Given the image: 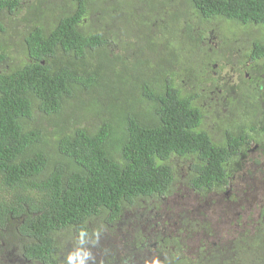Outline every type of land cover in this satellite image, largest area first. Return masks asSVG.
Segmentation results:
<instances>
[{
    "label": "trees",
    "instance_id": "1",
    "mask_svg": "<svg viewBox=\"0 0 264 264\" xmlns=\"http://www.w3.org/2000/svg\"><path fill=\"white\" fill-rule=\"evenodd\" d=\"M0 37V264H264V198L229 246L191 222L216 246L198 258L143 229L179 193L196 212L256 193L264 0H0ZM202 98L226 109L221 141Z\"/></svg>",
    "mask_w": 264,
    "mask_h": 264
},
{
    "label": "rangeland",
    "instance_id": "2",
    "mask_svg": "<svg viewBox=\"0 0 264 264\" xmlns=\"http://www.w3.org/2000/svg\"><path fill=\"white\" fill-rule=\"evenodd\" d=\"M12 20H13L12 18H6L4 21L6 24V27H8L9 30H14L12 28V24H14L12 22ZM0 42L1 43L3 42L2 37H0ZM18 55H20V58H21V54H16L17 61H19ZM226 72L227 71L225 70V73ZM128 77L129 76L127 75L126 78H128ZM207 86H210V83H208ZM205 88H206V86H205ZM223 96H224L223 98H225V101L226 100L232 101L234 95L229 96V95L225 94ZM209 98H212V97H209ZM199 103H200L202 109L206 113V117H205L204 124H203L202 128L204 130L209 131V133L213 136V138L215 140L221 141L222 137H223L222 131H223V128L225 127V123H223L222 119H223L224 114H225L224 110H226V109L224 107H221V106L215 107L216 105H214L215 104L214 101L212 102L213 105H211V100L209 101L208 99H204V98L200 99ZM231 122H232V120H230V123ZM255 155H256L255 150H252L249 152L250 157L255 156ZM182 163L183 164H181V168L179 169V172H178L181 175L184 174V172H185L184 169L187 166L186 162H182ZM176 164H177V162L175 163V165ZM251 170H252V168H251ZM256 173H258V172L257 171L254 172V174H252V177H251V179L253 178L252 180H255V182H256V179H261L264 176V174L261 175L260 173H258V174H256ZM251 179L247 177V178H244V180H242V181L240 180L241 182L239 181L240 182V185H239L240 188H238V190H240V194L243 193L242 189L247 186L248 182H251ZM262 194H263V192H262ZM262 194L257 192L256 194L255 193L251 194L250 197L247 196L250 204L247 206V203L245 202L243 204V206H241L242 207L241 209H240V207H238L239 199H236L235 202L230 203L231 207L228 205V202L224 203L223 200L222 201L220 200V201H217L215 203V205H213L211 208H208L207 209V210H209L208 213L214 214L212 217H214V219H215L211 224L214 236H213V238L212 237L209 238L210 243H212L213 240H216V241L218 240L221 243V246L226 245V244H227V246H229L230 245L229 241H232L233 234H237V233L242 232L244 230V226L247 225L246 224L247 223V216L250 215L252 218L258 217V208H260L262 198H263ZM236 198H240V197L236 196ZM185 203H187V204H185ZM192 205H193V202L190 200L188 201L186 198H184L182 193L175 195L173 198H171L167 202V207H170L172 209L171 210L172 213H174V214H179V213L183 212L185 209L189 210V209L193 208ZM163 211H164V207L162 208L160 213H162ZM162 215L166 219L165 212H163ZM240 216H241V219H240L241 226L238 227L236 225V221H238V218ZM165 219H161L159 221L160 224H164ZM253 227H254V225H248L247 229L250 231V230H253ZM131 228H132V226L130 225L129 229L131 230ZM191 239L194 241L206 240L207 236L204 237L203 235H199V236L195 235ZM205 245L208 246V242ZM215 250H216V246L214 243L212 245V247H209L208 249H206V254L209 252L214 253ZM203 251H205V250H203ZM91 253H90L89 257H84V259H83L84 263L85 264H102V262H103L102 256L104 254L100 257L97 255L96 252L95 253L91 252ZM107 253H108V251L105 254H107ZM97 258H99V260ZM83 261H82V263H83ZM114 261L116 262V260H114Z\"/></svg>",
    "mask_w": 264,
    "mask_h": 264
},
{
    "label": "flooded vegetation",
    "instance_id": "3",
    "mask_svg": "<svg viewBox=\"0 0 264 264\" xmlns=\"http://www.w3.org/2000/svg\"><path fill=\"white\" fill-rule=\"evenodd\" d=\"M258 67H261V65H259ZM247 76L246 77H249L248 76V73L246 74ZM259 76V75H258ZM254 80V88L255 90L259 91V92H262L263 90V87H262V78H264V74L263 75H260V77H258ZM220 93V91H219ZM213 100V99H212ZM217 100H215L214 103H216ZM216 106H220V100L217 101L216 103ZM226 112V110H224ZM257 148H250L248 150V152L252 151V150H255V153L256 155L255 156H252L250 157L251 158V164L255 165L254 164V160L256 159V157L258 156V153L256 151ZM264 159H261V162L259 165L256 166H251L250 164V167L252 168V170H250V172H252V174H254V172L258 171L257 169H261L262 171H258V173H260L261 175L264 174ZM248 163V162H246ZM256 170V171H255ZM256 173V174H258ZM256 186H257V189H256V193H260L264 195V176L261 178V179H256ZM262 185H261V184ZM255 193V194H256ZM187 196L189 195L188 193L186 194ZM230 192L224 194L219 200L217 201H222L224 202V200H226L227 198V202L228 199L230 200ZM186 196V197H187ZM184 198H186L185 196H183ZM264 198V196H263ZM263 198H262V201H263ZM188 200V199H187ZM216 203V202H215ZM211 203V201H209V198L208 200L205 202L206 204V210L204 211H194V210H191V209H185L183 212L179 213V214H174L172 213V209L169 208L167 210V208L165 209V216H166V219L164 218V216L162 215V213H159V214H154V218L151 219L150 216L153 215L152 212H150L146 218V216L144 217L145 220L144 222L147 223V225L144 226V232L146 233L147 236H149V239H152L154 236L157 238V237H160V240L161 241H164L166 238H172V237H179L180 234H178L180 231L184 232L181 236L184 238V237H187L186 239H182V241L180 242L181 246H183V248L185 249L184 250V253H190L194 258H198V256H194L193 254L198 252L197 251V248L198 247H205V251L203 252H206V249H208L209 247L204 245V244H201L199 240L197 241H194L192 240L191 238L188 237V227L190 226V223L195 221V220H201L203 223H208L209 224H212V222L215 220L214 217H212L214 214L212 213H208L209 210H207L208 208H211L213 205H215ZM187 204V203H185ZM188 206V205H187ZM191 206V205H190ZM193 206V205H192ZM191 210V211H190ZM174 217H175V220H174ZM161 219H165L164 220V224H160V220ZM143 224V223H142ZM152 224H154V226H152L151 229H149L148 227H150ZM144 225V224H143ZM142 225V226H143ZM208 225H206V229L208 227ZM238 226V225H237ZM212 227V225H211ZM239 227V226H238ZM205 232V230H204ZM151 234V235H150ZM160 243H156V241L154 240V242H152V246L153 247H158ZM176 246V244L174 242L171 243V247H174ZM160 253L163 254V251H161ZM144 261H146V258H144Z\"/></svg>",
    "mask_w": 264,
    "mask_h": 264
}]
</instances>
